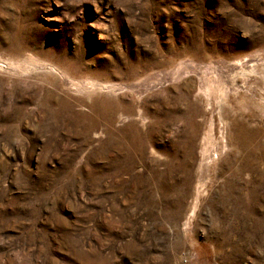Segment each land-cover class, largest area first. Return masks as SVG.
<instances>
[{
    "label": "rangeland",
    "instance_id": "1",
    "mask_svg": "<svg viewBox=\"0 0 264 264\" xmlns=\"http://www.w3.org/2000/svg\"><path fill=\"white\" fill-rule=\"evenodd\" d=\"M0 264H264V0H0Z\"/></svg>",
    "mask_w": 264,
    "mask_h": 264
}]
</instances>
